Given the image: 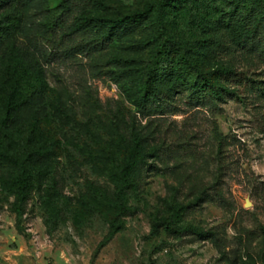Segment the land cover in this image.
<instances>
[{
	"label": "rangeland",
	"instance_id": "1",
	"mask_svg": "<svg viewBox=\"0 0 264 264\" xmlns=\"http://www.w3.org/2000/svg\"><path fill=\"white\" fill-rule=\"evenodd\" d=\"M162 1L31 2L19 39L47 95L30 108L55 144L20 217L15 194L1 186V175L17 170L0 161V264H264V235L252 236L250 249L244 239L264 226V28L225 53L202 52L219 95L181 85L145 104L138 86L147 65L161 60L159 45L219 35L218 19L232 8V0H181L176 8ZM147 3L160 10L128 30L74 28L83 9L118 18ZM223 66L235 69L228 82ZM55 101L83 125L54 116ZM33 126L25 125V141ZM142 139L146 182L121 188L115 173ZM113 225L120 230L101 245ZM185 229L218 234L190 244L169 234Z\"/></svg>",
	"mask_w": 264,
	"mask_h": 264
},
{
	"label": "trees",
	"instance_id": "2",
	"mask_svg": "<svg viewBox=\"0 0 264 264\" xmlns=\"http://www.w3.org/2000/svg\"><path fill=\"white\" fill-rule=\"evenodd\" d=\"M33 0H0V161L4 160L14 166L17 174L4 177L1 175V186L15 194L14 211L22 216L31 199L34 189V178L42 170H46V158L51 154L55 144L53 138L42 128L37 111L31 110L36 103H43L47 95V83L42 71L33 61L32 53L20 43L26 18V12ZM66 2L67 0H63ZM181 0H163L161 5L178 7ZM183 2L187 0H182ZM93 5L106 6L104 0H90ZM160 7L147 3L141 9H136L118 18L109 15H93L83 9L76 18L75 30L82 31L95 27L105 31L107 35L113 32L125 31L146 21ZM57 17L51 18L56 23ZM219 35L209 38H196L194 44L185 45L173 41L171 47L162 48L161 60L150 62L141 77L138 86V98L148 104L161 100L166 95L177 92V87L183 85L192 88L197 94H216L219 89L213 85V76L208 75L203 61L199 58L204 54L225 53V50L236 41L242 43L256 37L264 28V0H232V8L225 11L218 19ZM152 39L145 44L149 45ZM264 47V46H263ZM177 58V63L169 64L165 59ZM162 61V62H161ZM220 76H226L228 82L235 74L233 67L223 66L218 69ZM52 114L69 125H83L74 118L60 102L51 103ZM27 117L25 118V116ZM25 125H34L25 141ZM144 139L132 144L125 156L123 165L115 173V178L121 188H143L146 182L148 168L144 153ZM54 188L60 194L59 181H54ZM181 207L173 211V216H179ZM164 228L163 223L156 229ZM168 229V228H167ZM259 231H245V244L251 248L252 236L264 235V226ZM120 230L119 225H113L109 235L101 245L106 244ZM181 242L186 244L207 241L217 236V231L203 230H169Z\"/></svg>",
	"mask_w": 264,
	"mask_h": 264
}]
</instances>
